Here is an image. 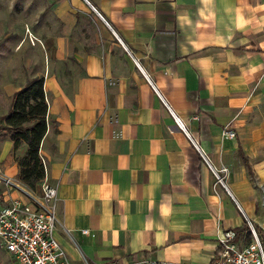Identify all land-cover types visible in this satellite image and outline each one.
I'll return each instance as SVG.
<instances>
[{
    "label": "crops",
    "instance_id": "0c3cea01",
    "mask_svg": "<svg viewBox=\"0 0 264 264\" xmlns=\"http://www.w3.org/2000/svg\"><path fill=\"white\" fill-rule=\"evenodd\" d=\"M24 1L51 25L42 184L72 264H212L223 232L264 230V0ZM13 145L2 131L0 201L37 205Z\"/></svg>",
    "mask_w": 264,
    "mask_h": 264
},
{
    "label": "built area",
    "instance_id": "2783aa9c",
    "mask_svg": "<svg viewBox=\"0 0 264 264\" xmlns=\"http://www.w3.org/2000/svg\"><path fill=\"white\" fill-rule=\"evenodd\" d=\"M177 122L185 129L181 120L177 118ZM223 136L234 138L236 132L226 125ZM213 171L216 182L224 184L221 173L227 169ZM57 192V187L44 182L41 198L32 196L37 205L17 197L0 206V244L12 256L13 264H72L55 237L60 223L56 212ZM249 224L250 241L243 237L241 242L236 230H227L219 236L217 256L212 264H264V242L253 223ZM82 257L85 264H90L83 253Z\"/></svg>",
    "mask_w": 264,
    "mask_h": 264
},
{
    "label": "rangeland",
    "instance_id": "374dc122",
    "mask_svg": "<svg viewBox=\"0 0 264 264\" xmlns=\"http://www.w3.org/2000/svg\"><path fill=\"white\" fill-rule=\"evenodd\" d=\"M30 15L31 10L26 8L24 0H0V103L9 104L15 90L24 87L28 80L41 76L46 64V50L49 55L51 53V41H45L51 25L43 24L41 19H38L39 14L35 20H32ZM43 40L46 49L41 46ZM23 152L13 151L11 155L14 161L16 154ZM4 175L0 172V190L13 185L10 181L14 178ZM15 182L29 190L20 179ZM4 203L6 202L0 201V206ZM261 203L264 205V197ZM259 236L264 242V234ZM2 262L10 263L6 252L0 246V264Z\"/></svg>",
    "mask_w": 264,
    "mask_h": 264
},
{
    "label": "trees",
    "instance_id": "16d2710c",
    "mask_svg": "<svg viewBox=\"0 0 264 264\" xmlns=\"http://www.w3.org/2000/svg\"><path fill=\"white\" fill-rule=\"evenodd\" d=\"M48 102L44 89V77L37 76L27 81L26 85L12 96V103L7 115L0 117V130L6 131L13 140L15 160L20 168V181L32 192H37L46 174V165L41 155V144L45 138L48 121ZM244 162L249 166L247 157L241 152ZM258 234H264L263 228L253 224ZM249 222L236 229L240 235L249 229Z\"/></svg>",
    "mask_w": 264,
    "mask_h": 264
},
{
    "label": "bare ground",
    "instance_id": "6f19581e",
    "mask_svg": "<svg viewBox=\"0 0 264 264\" xmlns=\"http://www.w3.org/2000/svg\"><path fill=\"white\" fill-rule=\"evenodd\" d=\"M16 184V183H15Z\"/></svg>",
    "mask_w": 264,
    "mask_h": 264
}]
</instances>
